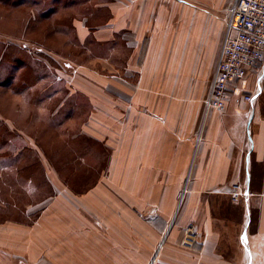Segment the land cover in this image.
I'll return each mask as SVG.
<instances>
[{
    "label": "crops",
    "instance_id": "obj_1",
    "mask_svg": "<svg viewBox=\"0 0 264 264\" xmlns=\"http://www.w3.org/2000/svg\"><path fill=\"white\" fill-rule=\"evenodd\" d=\"M111 1L108 23L94 29L93 36L88 33L99 45L94 73L101 65L107 75L95 80L94 88L87 87L90 93L79 86L95 96L91 120L110 148L109 180L102 178L90 192L72 197L88 203L84 208L92 210L100 228L74 227L82 241L74 246L72 233L56 229L51 215L44 217L49 225L42 229L19 227L12 234L7 227L4 231L16 246L9 264H107L101 254L111 264H135L140 248L144 264H264V66L261 74L254 71L241 80V97L233 96L240 81L228 89L223 111L206 109L227 22L223 25L221 15L217 20L206 17L194 5L223 10L228 3ZM103 48H110L107 57ZM122 48L128 52L118 67L115 49ZM248 94L253 103L244 99ZM115 114L118 120H113ZM115 121L125 125L121 134L112 130ZM234 185L242 186L245 195L238 224L246 245L239 241L221 257L224 235L238 227V212L226 200ZM185 194V203L178 204ZM212 201L218 203V213L223 210L220 217ZM249 201L257 206L253 233L248 231L254 214ZM185 227L200 230L198 251L182 248ZM60 233L69 237L68 243L59 239Z\"/></svg>",
    "mask_w": 264,
    "mask_h": 264
},
{
    "label": "rangeland",
    "instance_id": "obj_2",
    "mask_svg": "<svg viewBox=\"0 0 264 264\" xmlns=\"http://www.w3.org/2000/svg\"><path fill=\"white\" fill-rule=\"evenodd\" d=\"M169 1L186 3L192 0ZM232 1L226 0L228 4L223 10H212L206 4L193 5L208 18L217 20L221 15L225 25ZM111 2L0 0V264H9L13 259L10 253L16 249L12 236L4 231L7 227L12 234L19 233L14 230L19 227L34 225L33 229H42L45 223L49 225L44 217L51 215L56 229L59 226L60 231L63 227L69 235L72 233L74 246L81 241L75 230L81 228L79 225L82 224V229L100 228L95 224L92 210L84 208L88 203L83 198L72 197L90 192L102 178L109 180L110 148L98 138L97 127L91 120L96 107L95 96L83 91L87 87L94 88L95 80L107 75L106 71H100L101 65L97 68L98 73H94V56L99 45L91 35L94 29L110 20ZM109 50H104V55L109 54ZM115 51L117 61L115 59L114 63L121 67L128 50ZM215 51L217 53L218 46ZM120 52L124 53L123 57L118 56ZM244 83L241 80L238 83L233 94L235 98L241 97ZM262 98L264 100V94ZM256 106L259 111V101ZM120 108L125 113V107L120 105ZM115 116L113 120H118L117 114ZM113 125L112 130L116 133L121 134L125 129L121 121H115ZM112 130L110 127L106 130L107 138ZM242 190V186L239 190H231L226 198L238 212L237 224L245 212ZM234 192L239 193L238 201L232 200ZM186 196L184 199L179 197L178 204L183 205ZM211 204L214 214L220 217L223 210L218 213L215 210L218 203L212 201ZM248 205L254 212L248 229L253 233L257 219L254 208L257 206L255 201H249ZM174 221L175 218L171 227L175 226ZM241 228L238 224L235 229H228L219 247L221 257H226L225 249L237 248L239 241L246 245V237L245 242L241 239ZM54 232L53 235H58L56 230ZM182 233V248L192 249L193 246L198 251L202 241L200 230L185 227ZM87 234L92 238L95 236L94 233ZM63 236L60 233L59 239ZM51 237L49 235L46 242L49 243ZM63 242L68 243L69 237L65 236ZM135 251L138 256L135 264H144L141 248ZM93 252L98 251L94 248ZM101 256L107 264L113 261ZM63 263L66 264L60 260L56 264Z\"/></svg>",
    "mask_w": 264,
    "mask_h": 264
},
{
    "label": "built area",
    "instance_id": "obj_3",
    "mask_svg": "<svg viewBox=\"0 0 264 264\" xmlns=\"http://www.w3.org/2000/svg\"><path fill=\"white\" fill-rule=\"evenodd\" d=\"M264 66V0H235L230 10L223 45L207 96L206 109L223 111L228 89ZM261 67V69H260ZM244 99L253 103L252 96ZM232 190H239L234 185ZM242 196L245 197L243 194ZM239 193L232 194L238 201Z\"/></svg>",
    "mask_w": 264,
    "mask_h": 264
},
{
    "label": "trees",
    "instance_id": "obj_4",
    "mask_svg": "<svg viewBox=\"0 0 264 264\" xmlns=\"http://www.w3.org/2000/svg\"><path fill=\"white\" fill-rule=\"evenodd\" d=\"M87 42V41H86ZM253 222V214H252V216H251V221H250V223H252Z\"/></svg>",
    "mask_w": 264,
    "mask_h": 264
},
{
    "label": "snow or ice",
    "instance_id": "obj_5",
    "mask_svg": "<svg viewBox=\"0 0 264 264\" xmlns=\"http://www.w3.org/2000/svg\"><path fill=\"white\" fill-rule=\"evenodd\" d=\"M241 239H242V242H245V238L244 237H242Z\"/></svg>",
    "mask_w": 264,
    "mask_h": 264
},
{
    "label": "bare ground",
    "instance_id": "obj_6",
    "mask_svg": "<svg viewBox=\"0 0 264 264\" xmlns=\"http://www.w3.org/2000/svg\"><path fill=\"white\" fill-rule=\"evenodd\" d=\"M224 33H226V29H225V32Z\"/></svg>",
    "mask_w": 264,
    "mask_h": 264
}]
</instances>
